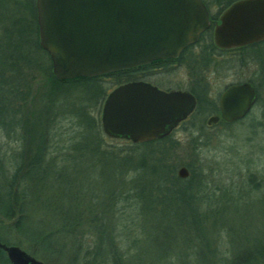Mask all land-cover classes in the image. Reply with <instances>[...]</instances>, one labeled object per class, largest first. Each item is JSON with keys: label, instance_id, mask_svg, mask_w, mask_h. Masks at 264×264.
<instances>
[{"label": "trees", "instance_id": "1", "mask_svg": "<svg viewBox=\"0 0 264 264\" xmlns=\"http://www.w3.org/2000/svg\"><path fill=\"white\" fill-rule=\"evenodd\" d=\"M216 1L224 7L233 0ZM199 37L202 44L195 63L206 67L215 60V48L206 30ZM204 38L209 40L208 44L203 43ZM190 48L183 49L172 59L154 60L96 76L58 80L51 72L48 54L38 44L34 0H0V129L6 138L26 139L27 142L19 148L18 158L10 150L0 153V221H8L4 226L8 229L7 235L0 234L3 243L19 246V239H9L8 234L14 231L28 241L32 256L40 253L46 259L52 258L64 254L70 246V260L74 264H120L121 242L116 240L114 232V224H117L112 220L105 222L103 212L105 205L121 202L139 205L141 214L149 210L173 216L176 227L173 245L158 249L154 254L150 252L153 262H163L175 242L181 243L182 246H176L181 249L191 240L192 257L186 264H264V230L257 237L241 235L248 242L241 250L232 249L230 256H212L215 251L211 254V249H207L210 236L203 221L216 216L221 222L229 207L222 198L219 200L213 192L206 191L207 179L200 166L197 170L190 168L186 178L176 176L175 167L170 163L173 144H163L170 140V134L143 143L127 141V148L108 147L102 142L98 116L89 111L101 106L107 93L104 83L109 82L114 87L129 80L146 78L156 71L166 72L173 67V62L187 68L184 56ZM200 78L206 79L205 76ZM204 83L198 90L186 87L196 102L189 116L216 109V100L207 96L208 83ZM260 97V93L256 94L254 105L259 103ZM60 119H71L80 128L78 138L81 143L73 144L74 153H59L61 147L55 140L57 129L54 125ZM242 119L220 120L212 126H228ZM259 124V121H253L249 127ZM157 143L159 145L153 146ZM140 147L143 151L133 155L132 151L138 152ZM57 155L69 165L58 164L61 160ZM80 155L92 156L91 164L97 169L108 164L98 170H105L106 174L100 178L104 182L98 183L95 192L91 188H82L76 177L75 162ZM124 172L129 173L127 181ZM249 179L251 181L252 176ZM102 190L105 191L100 195ZM202 198L209 207L204 211L200 206ZM261 199H264L262 195ZM212 206L216 207L212 209ZM33 211L39 214L36 218ZM228 226L230 229L226 233L233 244L237 235L231 222ZM91 233L94 240L89 245L86 240ZM189 246H186L188 251ZM140 251L136 257L147 254ZM188 251L183 256H189ZM77 259L80 263H76ZM137 259L144 261L142 257ZM0 264H10L2 249Z\"/></svg>", "mask_w": 264, "mask_h": 264}, {"label": "water", "instance_id": "2", "mask_svg": "<svg viewBox=\"0 0 264 264\" xmlns=\"http://www.w3.org/2000/svg\"><path fill=\"white\" fill-rule=\"evenodd\" d=\"M38 44L50 59L53 76L90 77L175 58L208 28L201 0H34ZM264 38V0H235L212 30L216 47L232 48ZM256 100L249 82L226 86L218 113L207 126L242 119ZM195 108L187 90H162L141 80L120 83L102 102L103 135L143 143L167 136ZM178 178L188 170L180 166ZM10 264H44L14 244L0 240Z\"/></svg>", "mask_w": 264, "mask_h": 264}, {"label": "rangeland", "instance_id": "3", "mask_svg": "<svg viewBox=\"0 0 264 264\" xmlns=\"http://www.w3.org/2000/svg\"><path fill=\"white\" fill-rule=\"evenodd\" d=\"M204 40L203 43L208 44L209 40L207 38H204ZM201 44H199L198 50ZM259 47L264 49L263 46ZM214 59L217 68L208 66L204 71L206 79L200 78L208 83V97L218 103V96L226 86L248 79L254 86L257 96L258 93L261 95L259 103L253 105L246 117L240 122L228 126L218 124L207 127L205 120L209 115L215 114L214 111L196 112L192 116H188L183 123L178 124L170 133V140L163 142V144H173L170 150V163L174 165L175 173L180 166L186 167L188 174L190 168L197 170L201 167L205 172L203 176L207 179L206 191L213 192L219 200L222 198L223 203H227V207H229L222 216V223L216 216H210L203 221L210 236L207 249H211V254L215 251V255L212 256L218 258L220 255L223 257L230 256L232 249L236 250L238 248L241 250L242 245L248 242L245 239L243 240L241 235L248 238L257 237L258 235L261 236L264 230V199H261V195L264 197V113L261 115L262 111L264 112V61L254 60L246 66H240V68H229L228 66H235V64L232 61L228 63L224 61L227 59L225 56L221 55L218 59ZM203 70H205V67H201L199 72L194 73L192 70H187L183 64L176 63L169 71H156L150 73L145 79L154 82L155 85L163 89H187L186 87L192 84L191 79L196 80L198 76L202 77ZM104 85L106 92L112 88L109 82L104 83ZM100 109L101 106H95L90 108L89 111L98 116L99 120ZM61 112L58 113L62 114ZM253 121H259L260 124L251 128L249 127L250 122ZM54 127L57 129L55 140H57L58 146L61 147L59 150L60 155L62 153H74L73 144L81 143L80 138H78L80 128L71 119H60ZM102 142L105 146L113 148L128 147L126 140L111 139L105 135H103ZM23 143H27L26 139L6 138L0 129V153L10 150V153L12 152V155L18 158L16 154ZM157 145L159 143L153 146ZM142 149L140 147L138 152L132 151V154L136 155L143 151ZM57 156L59 157V155ZM136 157L134 159H137ZM62 159H64V156H62ZM59 160H61L60 157ZM5 161L8 163V158ZM92 161V156L80 155V159L78 158L75 162L78 171L76 177H78L82 188H91L95 192L98 183L104 182L100 178L103 175L105 177L106 174L105 170H98L108 164H104L100 169H97L95 164H91ZM58 164L69 165L68 162L63 160ZM128 176L129 173L124 172L125 181L128 180ZM251 176L252 180L249 181ZM86 180L93 181L85 182ZM104 191L102 190L100 195H103ZM206 202L205 199H200V206L204 208L201 211L209 208L206 206ZM232 204L235 205L232 206ZM215 207L212 206L211 208L214 209ZM105 208L106 210L103 212L105 222L112 220L117 224H114V232L117 234L116 240L121 242L122 261L120 264H186V260L192 257L193 242L190 240L187 244L188 246L191 244L189 246L190 251H188L186 250L187 245L181 249L180 247L176 248L177 245L182 246L177 241L173 250L164 256L163 262H153V256L149 255L150 252L154 254L158 249L169 248L175 240L174 218L166 212L153 213V211L146 210L141 214L139 205L121 202L109 203L105 205ZM36 211L40 212V210ZM36 211H33L35 218L39 215ZM230 222L232 223L233 232L237 235L233 244L228 240L226 233L230 229L228 226ZM7 223L8 221H0V234L7 235L8 229L4 227ZM225 224L227 226L226 230ZM8 235L12 241L20 240L19 247L30 253L31 247H29L26 239L19 237V234L14 231H11ZM93 240L94 235L91 233L86 241H89L90 245ZM67 248L68 251H65L64 254L55 255L52 258L47 257L48 259H46L40 253H37L34 257L44 264H74L70 260L72 248L70 246ZM138 251L147 253H142L143 256L139 254L137 256L142 257L144 261L140 262L137 259L136 254ZM187 251L189 256H183ZM76 263H80L78 259Z\"/></svg>", "mask_w": 264, "mask_h": 264}, {"label": "flooded vegetation", "instance_id": "4", "mask_svg": "<svg viewBox=\"0 0 264 264\" xmlns=\"http://www.w3.org/2000/svg\"><path fill=\"white\" fill-rule=\"evenodd\" d=\"M201 1L204 4V6H205V8H206V10L208 12L209 25H208V28L206 29V31H207V33H209L210 40H211V42L213 44V41H212L213 26L215 25V23H218V17L222 13V11L230 3H232L235 0L231 1L229 4H227L224 7L221 6V5H218L216 3L217 2L216 0H201ZM200 34H199V36H200ZM199 36H198V39L195 42H193V43H191V44H189V45H187L185 47V48L191 47L186 52V55L184 56L185 57V62H187V64H186L187 68L186 69L187 70H192L194 73L195 72L197 73L198 72L197 70L198 69L200 70V68H201L200 67L201 65L198 66L197 63H195L196 62V57H197L199 43L201 42V40H199V38H200ZM204 37H206V36H204ZM213 46L215 48V53H213V56L216 59H218V57H221V55H223V56H225V58H227L224 61H226L227 63L229 61H232V63L235 64V66H228L229 68H233V67L234 68L235 67H239L240 68V66H246L247 64H249V62H253L254 60H258V61L262 60V61H264V49H262V47H259V46H263L264 47V38L261 39V40L249 43V44H245V45L238 46V47H232V48H219V47H216L214 44H213ZM185 48H183V49H185ZM150 63H152V62H150ZM175 64L176 63L173 62L172 66H175ZM215 65H216L215 62L211 61V63H209L208 66H215ZM208 66L205 67V70H203V72L206 71V68ZM215 68H217V66H215ZM153 70H155V69H153ZM153 73H155V72H153ZM201 76H205V72ZM135 80H141V81L147 82V83H149L151 85H154V86H156L159 89L166 90V89L161 88L160 86L155 85L154 82L148 81L145 78L135 79ZM135 80H129V81H135ZM126 82H128V81H126ZM190 82L192 84L189 87L192 88V89H195V90H198V89L202 88V86L205 85L204 81L201 80L199 76H198V80L197 81H195V79L194 80L191 79ZM241 82H249L251 84L250 80H248V79L247 80H243V81H238L236 83H241ZM232 84H234V83H232ZM253 88H254V86H253ZM168 90H171V89H168ZM184 90H186V89H184ZM214 113L215 114L218 113V103L216 104V109H215Z\"/></svg>", "mask_w": 264, "mask_h": 264}]
</instances>
